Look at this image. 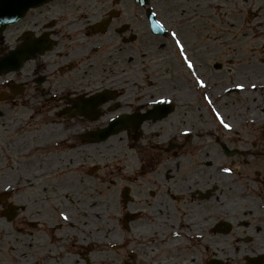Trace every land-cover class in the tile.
I'll return each instance as SVG.
<instances>
[{"label": "flooded vegetation", "instance_id": "1", "mask_svg": "<svg viewBox=\"0 0 264 264\" xmlns=\"http://www.w3.org/2000/svg\"><path fill=\"white\" fill-rule=\"evenodd\" d=\"M119 2L13 0L14 12L21 16L8 24L0 34V171L3 169L0 181L13 160L18 162L22 158L21 153L15 150L10 155L6 142L10 143L19 136H24L30 143L33 157L42 159L41 156L46 155L51 158L60 151L59 149L63 151V171L66 178L73 176L77 182L69 190L76 193L80 199V185L85 178L90 179L91 189L96 190V180L101 178L100 173L103 171L100 164L102 141L96 140L95 134L121 115H141L154 107L155 102L132 106V101L125 100L126 97L131 100V93H126L125 89L132 90L131 79L134 74L128 69L124 57V52L128 51L125 43L126 33L132 30L134 25L132 0ZM261 6L258 8L263 11ZM23 9L24 12L21 13ZM141 11L145 15L146 10ZM160 14H164V9L160 10ZM262 16L264 17V13ZM102 21L104 24L97 27ZM118 39L122 43H116ZM37 41L42 43L37 44ZM139 98L140 94L136 97V103ZM178 107V104H173V109L164 118L144 120L137 129L129 126L115 135L122 136L120 146L123 144L124 134L127 135L129 149H136L138 146L137 154L128 156L125 162L128 173L125 204L126 264H145L143 256L148 255V252L143 248L146 245L143 242L147 231L155 224L162 226V235L168 239L177 237L180 240L174 247L158 251L157 259L166 254L172 256L174 253L176 257L186 254L194 256L200 264H214L215 259L211 254L208 255V249L202 244V240L213 237L215 222L229 221L226 217L215 219L213 214L216 204L227 198L224 186L219 182L222 177L219 175L221 167L228 169L230 166L224 162V158L235 154H250L255 157L257 154H264V149L251 152L249 148H231L224 142L230 138L225 139L224 135H219L211 147L213 154L219 155L221 160L208 166L211 168L205 171L210 173L197 175L198 168L208 167L198 159L200 147L193 143L191 134L170 138L161 144H146L150 136L144 133L151 122L163 124L153 134L154 139L163 136L164 129L166 130L164 121L168 118L171 125L174 124L180 129L182 118ZM125 109L127 110L124 111ZM189 112L193 113V109L185 110V115ZM184 122L194 124L196 119L194 115H188ZM131 130L133 135L129 134ZM143 134L146 136H142ZM253 137L255 135H252ZM142 138L144 142L141 144L139 140ZM255 138L263 140L261 144H264V134L260 132ZM130 139L133 140L131 145ZM209 143L201 147H207ZM257 144L256 141L252 142L253 147ZM215 148H220L221 153H217ZM119 150L120 147L116 153ZM71 153H74V160ZM27 156L26 153L24 158ZM181 159L186 160L185 165L175 163L167 170L163 169L164 163L178 162ZM46 164H49L48 160ZM45 170L44 178L41 177L38 184L35 183L25 190H0V224L2 223L1 228L8 230L0 231L1 264H17L14 253L21 251L32 256L31 264H63V246H69L70 243H61L57 235L60 234L66 239V233L64 232V236L62 232L57 233L55 230L60 229L61 223L66 221L60 216V207L67 211L69 197L57 194L55 171L52 172L48 166ZM262 170L264 168L255 166L243 170L239 165L241 177L235 179L238 180L237 184L245 189V196L257 198L253 202L262 201V193L259 189L248 187L245 177ZM164 180L171 183L166 184ZM260 180V177L255 179V186L258 188L262 187ZM245 196H242L241 200ZM30 199L37 201L33 208L27 203ZM48 208L55 210L58 221L53 220ZM7 209H14L15 215L4 216L3 212ZM22 210L30 222L22 217ZM198 220L210 221L207 231L200 229V237L194 233ZM3 221L8 224L15 222L18 225L12 232ZM251 223L262 224L264 217H253ZM41 224L46 229L49 228V232L42 233L43 237L37 236L35 232ZM27 225L31 227V238L23 236V231L28 229ZM188 230L191 236L181 233ZM256 231L259 230L256 228ZM217 232L228 235L219 230ZM132 233L136 238H132ZM24 241H30L26 248L22 247ZM261 255L254 257L259 258ZM261 264H264V258Z\"/></svg>", "mask_w": 264, "mask_h": 264}, {"label": "bare ground", "instance_id": "2", "mask_svg": "<svg viewBox=\"0 0 264 264\" xmlns=\"http://www.w3.org/2000/svg\"><path fill=\"white\" fill-rule=\"evenodd\" d=\"M178 2V9L180 10V16L182 17V23L179 26L177 36L174 38L176 47V56H171L170 47L166 45L156 46L149 50H140L141 57L147 58V55L153 58L155 66L162 67L166 70V74H160L146 81V84L141 83L138 78L131 79L132 89H141L140 98L137 100V104H144L146 102H154L160 99L166 100H181V103H191V90L190 87H200L203 91L202 102L209 104L214 113V124H218L219 127L224 129L228 133H238L241 127H263L264 126V64L256 65L254 60L245 61V65H241L235 69V73H231L224 79H219L217 76L209 74L206 66L203 63V56L206 52H211L217 49L221 44H225L227 40L226 33L214 34L212 40L199 44L195 47V54L191 53V45L194 37L199 33H204L207 28L208 22L217 25L220 28L236 29L240 26V16L237 13V9L234 4L239 0H172ZM250 3H258L262 5L264 13V0H251ZM210 7V10L207 8ZM253 34V42H264V17L257 28H251L249 31L241 33L237 36L235 42L241 43L248 36ZM179 39L184 45L185 51L181 53L179 46L176 44V40ZM234 41H232L233 43ZM144 48V44L142 46ZM241 49L231 50L230 63L234 61H240L242 59ZM187 55L193 63V67L187 66V61L184 56ZM138 56H133L131 62L133 65L138 63ZM264 62V58L261 59ZM151 74L153 71H149ZM199 80H203L206 87H201L198 83ZM243 85V88L239 85ZM252 85H255L253 88ZM227 89L238 90L241 97L234 99V95L226 97V91L231 94V91ZM127 103V102H126ZM127 110V109H125ZM200 107L193 108V113L189 112L188 115H194L196 123L191 128L186 123L177 129L176 126L168 124L166 130L164 129L163 136L158 139H154V133L159 126L163 125L150 123L145 129V133L148 137L146 144L163 143L170 138H177L185 134L193 135V143L200 147L198 148V159L202 161L207 167L214 165L215 162L221 160L219 155L213 154L212 147L207 146L202 148V145L207 144L209 141L205 140V137L210 135L212 128L208 115ZM216 113L220 114L224 123L231 125V128H225L220 122V118ZM188 115H185L186 119ZM203 118V119H202ZM168 123L164 121V124ZM212 133V132H211ZM122 136H111L105 141L101 142L103 145L108 146L111 151V156L120 147ZM30 143L27 139L18 137L16 140L9 143L6 142V149L10 155L13 154V150L20 152L22 158L17 162L13 160V163L5 171V176L0 181V190L9 189H22L29 186L38 184V180L44 178L45 169L47 166L51 168L52 172L55 171L57 179V194L68 195V209L65 211L64 207H60V216L64 218L67 216L66 221L70 226L65 229L66 239L62 235H57L61 243H72L74 239L77 243L84 248L85 251L90 253L88 259L94 264H126L114 251L115 245H120L123 242V229L116 223L118 214V204L113 202L114 193L106 189L92 190L90 187L91 181L85 178L80 185L81 198L78 199L77 194L73 193L71 189L76 182L73 176L66 178V174L63 171L64 166V154L61 149L56 152L51 158L49 156L33 157L31 154ZM110 146V147H109ZM7 153V155H9ZM28 154L26 158L24 156ZM52 154V155H53ZM71 158L74 160V153H71ZM50 159V160H49ZM47 160L49 164H46ZM180 163L185 165L186 160L170 161L164 163L163 169L167 170L171 164ZM233 166L235 161H231ZM221 167V166H220ZM208 168H198L196 174L202 175L210 173L205 171ZM230 165L228 169L231 170ZM222 170L219 171V182L224 186L227 198L223 202H218L217 207L214 208V218H227L232 223V230L228 235L217 234L212 238H204L202 244L206 245L208 249V255L211 254L214 259H218L223 263L230 264H245L249 258L256 255H264V223L252 224L251 219L253 217H264V174L263 171H256L253 174H248L245 177V182L251 189L258 190L262 193L263 200L258 202L254 196L244 195L245 189L241 188L235 179L241 177L239 167L235 170L225 171L222 166ZM236 174V178H235ZM263 175L260 180L262 187L258 188L255 185V179ZM66 178V179H65ZM65 180V181H64ZM162 181V180H161ZM166 184L171 183L164 180ZM39 190V185L37 186ZM71 192V193H69ZM245 196L243 200L241 197ZM239 197V199H237ZM166 204V203H165ZM167 208V207H166ZM29 215V211L27 212ZM199 221V220H198ZM210 226V221L197 222L196 233L197 237L202 236L200 229L205 231ZM159 224L153 225L151 230H148L145 237L146 245L143 247L148 252V255H144L145 264H200V262L191 255H182L179 257L173 253L172 256L165 255L161 259H157L158 251L161 249L172 248L180 240L177 237H171L168 239L162 235ZM198 228V229H197ZM256 228L259 231H256ZM1 229V226H0ZM4 231H8L2 228ZM138 234L137 229H135ZM131 233V231H130ZM186 236H191L188 231H181ZM133 236V237H132ZM132 238H136V235L132 233ZM250 236L252 241L250 243L242 242V237ZM62 240V241H61ZM30 241H24L22 247L29 246ZM29 243V244H28ZM184 243V242H182ZM17 264H31L32 256H29L25 252L14 253ZM84 256H82V259ZM77 256V254H70L67 256L69 264L78 263L83 264V260ZM85 259V258H84ZM178 259V261H177ZM1 264V263H0Z\"/></svg>", "mask_w": 264, "mask_h": 264}, {"label": "rangeland", "instance_id": "3", "mask_svg": "<svg viewBox=\"0 0 264 264\" xmlns=\"http://www.w3.org/2000/svg\"><path fill=\"white\" fill-rule=\"evenodd\" d=\"M251 0H239L238 2H236L234 4V7L238 10L237 13L240 16V26H238L236 29H230V31H228L227 29L220 28L217 25L212 24L210 21L207 24V28L206 31H204V33L199 32L194 39L192 40V43H190L191 45V53L194 55L195 54V47L199 44L205 43L207 41L212 40L213 35L214 34H220L221 32L226 33L225 35L227 36V40H225V44H221L217 49L211 51V52H206V54L203 56L202 60L203 63L206 66L207 72L209 74L215 75L217 76L219 79H224L226 76H228L231 73H235V69L238 68L241 65H245L248 60H254V62L256 65H262L264 64V62L261 60L262 58H264V42L261 43H254L253 42V34H251L250 36H248L246 39H244L241 43H236L235 40L237 38V36L241 35V33L249 31L251 28H257L259 27V22H261L263 16L262 13L263 11H260L258 8V3H254L253 6L250 3ZM119 4H121V1L119 2ZM178 2L172 1V0H152V6L156 7L157 10L159 11V16L158 18H161L163 20L167 22H170V24H167V26L169 27V34L167 35V37H162V36H157V35H153L146 22L143 21V17H142V9L139 8L135 1L132 0V12H133V29L132 30H128L127 31V36H126V42L127 46H128V51L124 52V57H126V63H127V67L128 69L131 71H133V76L132 78H138L139 81H141V83L146 84V81L148 79H151L155 76H158L160 74H164L166 72V70H164V68L162 67H158L155 66V62L153 61V58L150 57L149 55H147L146 59H143L141 57V54L139 53L141 49L146 50V49H150V48H154L156 46H160V45H166L170 47V54L171 56H176V47H175V43H174V38L172 36L173 32H176L178 34V29L179 26L182 23V17L180 16V10L178 9ZM164 9V14H160V10ZM207 10H210V7L207 8ZM166 13V14H165ZM255 14H257V17H255ZM131 36V37H130ZM104 37V36H103ZM232 41H234L232 43ZM116 43H122L120 39L116 40ZM144 44V48H142ZM241 49V55H242V59L240 61H234L233 63H230V57L231 54V50L234 49ZM132 56H138L137 59H139L138 63H136V65H133L130 62V59ZM216 63H221L222 64V69L221 70H217L215 68V64ZM123 66V65H122ZM149 71H153V73L151 74ZM166 74V73H165ZM191 90V98H192V102L191 103H181V100H178L179 102L177 103L179 105L178 110L181 111V118H182V123H180L181 125H184L185 122V110L187 109H193L194 107H200L201 109H203L206 113V115H208L209 120L211 122V125L213 126V130H211L210 135L205 137V140L209 141V145L211 146V144H215L216 142V137L218 135H224L223 137H225V139L230 138L229 141H224L226 142L231 148H238V149H250L249 151L253 152V151H262V149H264V144H261V142L263 141H259L257 140L255 137L257 135L261 133H264V128L263 130L258 128V127H241L239 128V132L237 134L235 133H227L226 131L222 130L221 127H219L218 124H214L213 120H211L213 118L214 113L212 112V107L209 104H206L204 102H202L203 100V91L200 87H190L189 88ZM229 91H231V94L226 91V97L228 96H232V94L234 95V99H238L241 97L240 93L238 94V90L235 89H227ZM126 93H131V100H129V97H126V101H132V106H136V97L139 96V94H141V89H132V90H126ZM133 99V100H132ZM180 103V104H179ZM211 111V112H209ZM203 119V118H202ZM168 123H165L166 127L168 126V124L171 125L170 123V119L168 118ZM165 120V121H167ZM192 120V119H191ZM196 123V122H195ZM194 123V124H195ZM178 124V125H180ZM188 125H192V123H187ZM193 124V125H194ZM177 125V126H178ZM192 125V126H193ZM171 126H174V124H172ZM191 126V127H192ZM133 130H131L129 132L130 135H133ZM252 135H255V137L252 138ZM126 134H124V140H123V144L122 146H120V150L116 153V151L114 153L115 156H111L110 155V150L108 148V146L103 145L104 148H102V157L101 159V166L103 171L100 173L101 178L99 177L96 180V190L99 189H106L109 192L110 191H116L114 193V200L113 202L117 205L118 204V214H117V219H116V223L119 225L120 228L123 229V240H126V229L124 227V225L122 224V216L124 214L125 211V205L122 203V196H121V191L123 189L124 186L128 185V180H127V176L128 173L125 170V164L124 162H126V160L128 159V156H132V155H136L137 154V150H138V146L133 149H129L127 144V138H126ZM144 136V134L142 135ZM141 136V137H142ZM146 136V135H145ZM144 136V137H145ZM254 139V140H253ZM132 139H130V145L132 144ZM256 141L258 142L256 147L252 146V142ZM139 142L142 144L144 142V138L140 139ZM190 143V141H189ZM216 146V145H215ZM214 146V147H215ZM110 147V146H109ZM189 147V146H188ZM186 149V148H185ZM187 150V149H186ZM128 151V153H127ZM215 151H217V153H221V149L219 148L217 150V148H215ZM114 157H117L116 159H114ZM225 156H223L224 158ZM224 162L225 163H229L231 161H235L236 164L238 163L241 168L243 170L247 169V168H251V167H257V168H264V154H257L256 157L255 156H251L250 154H245V156H240L238 154L235 155H231L228 158H224ZM245 161V162H244ZM105 170V171H104ZM263 174H264V170ZM2 172L3 169L0 171V179L2 178ZM243 172V171H242ZM106 173V174H105ZM248 173V172H247ZM261 179L263 178V175L260 177ZM90 180V179H88ZM242 180L244 181V176L242 178ZM244 183V182H243ZM76 190V188H75ZM25 197L27 199L28 196L25 194ZM28 205L33 208L34 205H36L37 201L36 199H30L28 202ZM51 213H52V217L53 220L58 221L57 217H56V212L54 209L52 208H48ZM22 217H24V219L29 221V218L26 217L24 210H22L21 212ZM40 219H41V215H40ZM2 220L1 216H0V221ZM5 226L10 229L12 232L14 231V228L18 225V223L12 222V224H8L7 222L3 221ZM30 222V221H29ZM251 223V222H250ZM255 224V223H252ZM61 228L60 229H56L55 232L59 233L62 232L63 235L65 236L64 232L65 229L67 228V226H70L69 223L67 221H65V223H61ZM27 231H23L24 232V238H31L32 237V233H31V227L29 225ZM47 230V231H46ZM2 232V230H0ZM36 235L38 236H42L44 232H49V228H45L42 224L39 225L37 227V229L35 230ZM214 235H217V232H214ZM224 236V235H223ZM53 237V235H52ZM247 237H249L250 239L247 241ZM242 242L244 243H250L252 241V238L250 236H245L242 237ZM72 245H64V249L62 251L63 253V257L64 261L63 264H69L68 260H67V256H69L70 254H77L78 257H80L82 259V253L84 248H82L74 239ZM115 253L124 260L127 259V252H126V242L123 244V246L119 249H114ZM69 252V253H68ZM86 254V253H85ZM86 255H90V253ZM84 262L83 264H94L91 260L89 259H82ZM89 260V261H88ZM125 261V260H124ZM59 264V263H58ZM72 264H77V263H72Z\"/></svg>", "mask_w": 264, "mask_h": 264}, {"label": "snow or ice", "instance_id": "4", "mask_svg": "<svg viewBox=\"0 0 264 264\" xmlns=\"http://www.w3.org/2000/svg\"><path fill=\"white\" fill-rule=\"evenodd\" d=\"M172 36H173V37H176V36H177V33H176V32H173V33H172ZM36 43H37V44H40V43H42V42H41V41H37ZM176 44L179 46V49H180L181 53H183V52L185 51L183 43H181V41H180L179 39H177V40H176ZM184 59L187 61V66H188L189 68H192V67H193V63H192V61H191L190 59H188L187 55L184 56ZM198 83H199V85H200L201 87H206V85L204 84V81H203V80H199ZM239 87L243 88V85L241 84V85H239ZM252 87L254 88L255 85H252ZM154 102H155V103H159V104H165V103H170L171 101L162 98V99H160V100H158V101H154ZM216 115H217V117L220 118V122L223 124V126H224L225 128H228V129L231 128V125H229V124H227V123H224V120H223L222 117H220V114H219V113H216ZM225 171H231V170H230V169H225ZM64 219L67 220L68 217H67V216H64Z\"/></svg>", "mask_w": 264, "mask_h": 264}, {"label": "water", "instance_id": "5", "mask_svg": "<svg viewBox=\"0 0 264 264\" xmlns=\"http://www.w3.org/2000/svg\"><path fill=\"white\" fill-rule=\"evenodd\" d=\"M142 1V0H141ZM154 16H152V21H155V19L153 18ZM3 26H4V23L1 21L0 22V30L3 28ZM154 30V32H159V29L157 28V26H156V28L155 29H153Z\"/></svg>", "mask_w": 264, "mask_h": 264}]
</instances>
